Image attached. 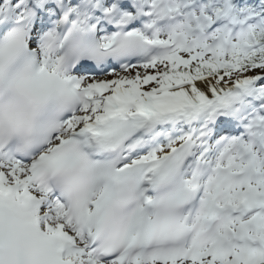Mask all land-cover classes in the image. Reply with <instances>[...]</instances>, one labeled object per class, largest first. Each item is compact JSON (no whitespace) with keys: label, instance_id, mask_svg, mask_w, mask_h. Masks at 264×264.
Instances as JSON below:
<instances>
[{"label":"snow or ice","instance_id":"obj_1","mask_svg":"<svg viewBox=\"0 0 264 264\" xmlns=\"http://www.w3.org/2000/svg\"><path fill=\"white\" fill-rule=\"evenodd\" d=\"M0 264H264V0H0Z\"/></svg>","mask_w":264,"mask_h":264}]
</instances>
